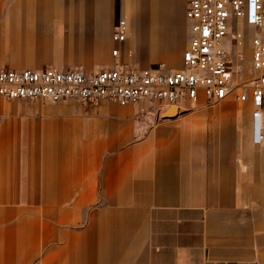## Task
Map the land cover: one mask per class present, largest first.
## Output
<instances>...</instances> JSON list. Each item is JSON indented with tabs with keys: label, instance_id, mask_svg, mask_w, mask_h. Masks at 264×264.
<instances>
[{
	"label": "crops",
	"instance_id": "obj_1",
	"mask_svg": "<svg viewBox=\"0 0 264 264\" xmlns=\"http://www.w3.org/2000/svg\"><path fill=\"white\" fill-rule=\"evenodd\" d=\"M188 2L0 0V66L183 67ZM164 106L0 95V264H264L252 103Z\"/></svg>",
	"mask_w": 264,
	"mask_h": 264
},
{
	"label": "built area",
	"instance_id": "obj_2",
	"mask_svg": "<svg viewBox=\"0 0 264 264\" xmlns=\"http://www.w3.org/2000/svg\"><path fill=\"white\" fill-rule=\"evenodd\" d=\"M187 17L192 37L183 54V67L167 70L116 63L94 71L80 68H11L0 66V95L96 103L112 99L121 104L141 100L195 106L202 95L210 104L233 97L250 102L253 144L264 148V0H189ZM245 29L251 31L247 38ZM128 23L121 18L113 40L123 42ZM235 51V59L226 45ZM250 46L251 76L242 62ZM119 48L113 49L117 55Z\"/></svg>",
	"mask_w": 264,
	"mask_h": 264
},
{
	"label": "rangeland",
	"instance_id": "obj_3",
	"mask_svg": "<svg viewBox=\"0 0 264 264\" xmlns=\"http://www.w3.org/2000/svg\"><path fill=\"white\" fill-rule=\"evenodd\" d=\"M176 1V5H177V7L181 4V2L183 1V0H175ZM245 33H246V36H247V38H249L250 36H251V31L249 30V29H245ZM179 39H180V41L182 42V35L180 36L179 35ZM226 46V49L229 51V52H233L231 55L234 57V59H235V51H233V49H231V48H229V47H231L232 45L230 44V43H228V44H225ZM243 50H245V52H246V54H247V56L248 55H250V53H251V51H252V49H251V47L250 46H247V47H245ZM178 63H180L179 61H175V65L174 66H176V64H178ZM170 67V66H169ZM250 69V68H249ZM252 74H254V73H250V71L248 72L247 71V73H246V76H251ZM184 103L186 104L187 102H185L184 101ZM240 105V104H239ZM243 108H244V106H243Z\"/></svg>",
	"mask_w": 264,
	"mask_h": 264
},
{
	"label": "water",
	"instance_id": "obj_4",
	"mask_svg": "<svg viewBox=\"0 0 264 264\" xmlns=\"http://www.w3.org/2000/svg\"><path fill=\"white\" fill-rule=\"evenodd\" d=\"M167 107H169V110L171 111V113H174V114H178L184 110L182 106H179L176 104H165L164 108H167Z\"/></svg>",
	"mask_w": 264,
	"mask_h": 264
}]
</instances>
